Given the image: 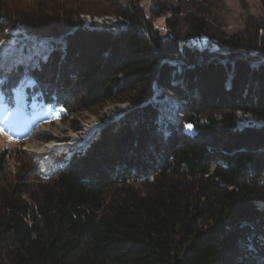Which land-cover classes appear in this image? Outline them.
I'll use <instances>...</instances> for the list:
<instances>
[{
  "label": "trees",
  "instance_id": "obj_1",
  "mask_svg": "<svg viewBox=\"0 0 264 264\" xmlns=\"http://www.w3.org/2000/svg\"><path fill=\"white\" fill-rule=\"evenodd\" d=\"M89 1L110 6L118 31L73 20L87 11L0 5V41L12 31L64 37L39 69L0 71L8 106L67 118L131 104L86 149L56 157L51 175L25 159L10 176L9 152L0 151V264H256L264 27L229 37L220 0H156L148 9L141 0ZM163 17L167 33L154 26ZM201 38L207 46L196 45ZM155 86L184 102L180 125L151 104ZM239 114L255 123L239 126Z\"/></svg>",
  "mask_w": 264,
  "mask_h": 264
},
{
  "label": "rangeland",
  "instance_id": "obj_2",
  "mask_svg": "<svg viewBox=\"0 0 264 264\" xmlns=\"http://www.w3.org/2000/svg\"><path fill=\"white\" fill-rule=\"evenodd\" d=\"M141 1L144 8L148 9L156 0ZM126 2L128 0H120V3ZM0 5L17 11L29 12L39 6L50 7L51 5L66 9L71 15L77 11H87L91 14L73 17V20L81 21L88 29L118 31V24L122 21L115 15L105 14L112 11L109 5L89 0H0ZM217 15L221 23L220 28L229 37L247 33L254 34L256 28L264 27V0H220ZM154 26L164 33L168 32L164 17L155 19ZM263 32L260 28L259 35L262 36ZM4 37L0 41V46L5 43H14L15 47L0 55V71H11L19 66L39 69L42 62L48 60L55 45L64 46V37L40 39L18 31L8 32ZM207 44L208 39L206 38H201L196 42V45L200 47H205ZM20 94L21 92H19V96ZM2 99L0 97V151L9 152L7 157L8 172L13 177L18 173V169L25 159L36 163L38 171L43 176L51 175L54 172L53 160L56 157L66 156L69 159L76 152L83 151L101 130L111 122L117 121L123 116V111L131 107L130 102L125 100L107 102L92 111L70 114L67 118L60 110L55 109L37 111L23 117V113L19 109L8 106L9 104L3 102ZM151 101V104L158 109L159 115L168 124L180 125L182 123L185 110L182 100L159 90ZM16 105L24 104L18 102ZM249 123H255L251 116L239 114V126ZM26 124L27 127H25ZM87 129L91 132L85 136L83 132H86ZM50 143H64L67 146L53 152L45 165L42 163V157L38 156L36 152ZM17 158H21L20 162ZM259 206L264 208L263 204H259ZM252 250L255 255L259 254L253 248ZM257 256L256 264H264V258Z\"/></svg>",
  "mask_w": 264,
  "mask_h": 264
},
{
  "label": "bare ground",
  "instance_id": "obj_3",
  "mask_svg": "<svg viewBox=\"0 0 264 264\" xmlns=\"http://www.w3.org/2000/svg\"><path fill=\"white\" fill-rule=\"evenodd\" d=\"M14 47H15L14 43L2 44L0 46V55L2 53H5V52L11 50V48H14ZM89 132H91V131L87 129L86 132H83V135L88 136ZM66 146H67V144L65 145L64 143L63 144L50 143V144L46 145L44 148L39 149L38 151L36 150L37 151L36 153L38 154V156L42 157L41 158L42 163L46 165L49 161V157L52 155L53 152L57 151L60 148L66 147ZM34 150H35V148H34ZM49 164H50V162H49Z\"/></svg>",
  "mask_w": 264,
  "mask_h": 264
},
{
  "label": "water",
  "instance_id": "obj_4",
  "mask_svg": "<svg viewBox=\"0 0 264 264\" xmlns=\"http://www.w3.org/2000/svg\"><path fill=\"white\" fill-rule=\"evenodd\" d=\"M41 39V38H40ZM160 89L157 87V86H155V95L154 96H156V92L157 91H159ZM154 96H153V98H154ZM153 98H152V100H153ZM152 102V101H151Z\"/></svg>",
  "mask_w": 264,
  "mask_h": 264
},
{
  "label": "snow or ice",
  "instance_id": "obj_5",
  "mask_svg": "<svg viewBox=\"0 0 264 264\" xmlns=\"http://www.w3.org/2000/svg\"><path fill=\"white\" fill-rule=\"evenodd\" d=\"M189 127H191V126H189Z\"/></svg>",
  "mask_w": 264,
  "mask_h": 264
}]
</instances>
